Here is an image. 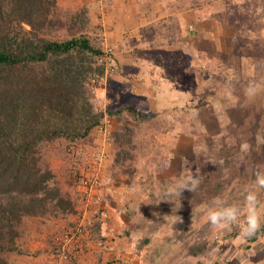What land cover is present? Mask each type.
<instances>
[{
    "label": "rangeland",
    "instance_id": "obj_1",
    "mask_svg": "<svg viewBox=\"0 0 264 264\" xmlns=\"http://www.w3.org/2000/svg\"><path fill=\"white\" fill-rule=\"evenodd\" d=\"M66 2L59 0L60 21L51 37L88 33L115 66L111 47L103 45L105 27L97 19L85 26V19L72 21L87 7ZM145 7L161 16L142 35L157 39L159 48L172 39L180 44L178 64L160 67L162 77H176L177 91L167 93L173 105L151 90V98L138 101L134 91L140 85L118 72V62L117 70L92 77L88 89L95 109L105 112L101 124L87 137L57 138L44 147L72 208L50 205L45 213L26 216L17 249L6 253L12 264H80L95 246L104 247L109 219L128 235L130 264H264V186L257 182V174L264 176V0H148ZM120 81L128 86L124 92L116 89ZM202 86L218 118H195L197 106L194 112L184 107L202 103ZM128 106L149 116L137 118ZM118 131L126 134L123 139ZM86 180L98 185L85 186ZM185 182L181 194L171 191ZM88 192L100 194V202L88 205ZM249 193L256 194L260 227L243 235ZM230 208L235 221L211 222V211Z\"/></svg>",
    "mask_w": 264,
    "mask_h": 264
},
{
    "label": "trees",
    "instance_id": "obj_2",
    "mask_svg": "<svg viewBox=\"0 0 264 264\" xmlns=\"http://www.w3.org/2000/svg\"><path fill=\"white\" fill-rule=\"evenodd\" d=\"M58 9L59 0H0V264H12L6 253L17 249L26 216L45 213L50 205L72 208L44 147L57 138L87 137L105 113L95 109L88 89L92 77L106 73L100 61L105 50L84 32L51 37L60 21ZM87 10L71 15L72 21L85 19V26ZM201 89L202 103L184 107L194 112L197 106L195 118H218L209 89ZM252 103L244 107L248 114ZM128 110L137 118L149 116L137 106ZM230 117H236L234 111ZM115 135L123 139L126 134Z\"/></svg>",
    "mask_w": 264,
    "mask_h": 264
},
{
    "label": "crops",
    "instance_id": "obj_3",
    "mask_svg": "<svg viewBox=\"0 0 264 264\" xmlns=\"http://www.w3.org/2000/svg\"><path fill=\"white\" fill-rule=\"evenodd\" d=\"M66 1L68 3H76L75 7H87L92 23H96L94 19H97V21H100L99 23H101L100 26L105 27L104 34H106L107 37L104 38L103 45L105 47H111V50L113 51L112 61L115 65V70H117L116 64L118 62V65L120 66L118 67V72L119 70L124 71L126 76L129 74L131 77L136 78V81L134 82H137L140 85V88L135 89L134 91V93L138 95V101L139 97L145 100L149 96L151 98L150 92L153 91L152 94H155L156 97V94L162 93L161 98H164L165 103L169 104L172 102L173 105L174 96L172 94L170 97L167 93L168 91L170 93H175L177 91V88L175 89V87L172 86L174 84L176 85L174 82L176 77H174V80L170 79L171 77L169 79L167 77H162L161 74L165 73V71H161L160 67L164 69L166 66L173 67L175 64H178L175 56H180V44L179 41L176 43V39H172L163 45L167 46L166 48H159L160 45L159 42H157V39H151L148 35H142V28L145 27L148 29V26L156 21H160V19L157 18L155 20V17L161 16L153 15L150 13V10L145 7L148 0ZM167 16L169 15H163V17ZM172 34L175 36L176 32H172ZM142 36L145 37V39ZM141 66L143 67V70L140 69ZM177 72L174 75H180ZM144 73H148L151 76L145 77L143 76ZM170 73L173 72L171 71ZM134 78L132 80H135ZM149 79H152L153 82H149ZM166 81L170 85L161 88L159 85ZM119 83V85H121L122 82L120 81ZM127 88L128 86L122 85L121 88L116 87L120 92H124V89L126 90ZM169 98H172V101ZM112 213V215H115V218L118 219L119 213ZM109 220L108 225L105 224L103 227L104 234L108 235L104 247L102 245L95 246L92 252L82 256L80 264H103L104 261L107 263L110 259H115V263L117 264H130L129 259H132V254H129V250L127 249L128 246L126 247L124 244L128 235L125 231L124 233L119 232L121 230H118L116 226L112 227L113 219ZM114 228L116 230H114ZM126 255L129 256L127 257Z\"/></svg>",
    "mask_w": 264,
    "mask_h": 264
},
{
    "label": "clouds",
    "instance_id": "obj_4",
    "mask_svg": "<svg viewBox=\"0 0 264 264\" xmlns=\"http://www.w3.org/2000/svg\"><path fill=\"white\" fill-rule=\"evenodd\" d=\"M257 182L264 186V176L257 174ZM185 187L188 188V184L185 183H179L177 187L171 191H174L177 195L181 194V190ZM190 189V188H189ZM248 201V215H247V221L246 224L242 226V234L243 235H251L255 232L257 228L260 227L259 218L256 213V194L255 193H249L246 197ZM224 217H227V220L222 219ZM209 218L211 222L215 224H224L228 225V221H235L237 219V216L235 214L234 209H225L220 211H211L209 213ZM241 264H243V261H241Z\"/></svg>",
    "mask_w": 264,
    "mask_h": 264
},
{
    "label": "built area",
    "instance_id": "obj_5",
    "mask_svg": "<svg viewBox=\"0 0 264 264\" xmlns=\"http://www.w3.org/2000/svg\"><path fill=\"white\" fill-rule=\"evenodd\" d=\"M109 55L110 54L107 51H105V55L101 56L100 61L105 63L107 65L108 69L110 68V70H112L113 69V65H111V62H110L111 58H110ZM103 123H105V122H103ZM100 127L103 128L102 125H100ZM84 183H85V186H88L90 188L96 187L98 185V182L95 181V180H91V181L86 180ZM100 199H101V195L100 194H96L95 193V194L92 195L90 192H88L87 204L89 205V203L97 202V201L100 202Z\"/></svg>",
    "mask_w": 264,
    "mask_h": 264
}]
</instances>
